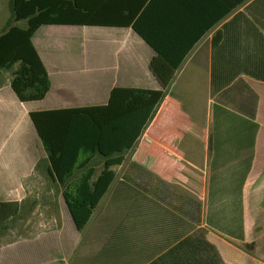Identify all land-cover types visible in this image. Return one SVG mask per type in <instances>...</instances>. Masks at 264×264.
I'll return each instance as SVG.
<instances>
[{
    "label": "crops",
    "instance_id": "0c3cea01",
    "mask_svg": "<svg viewBox=\"0 0 264 264\" xmlns=\"http://www.w3.org/2000/svg\"><path fill=\"white\" fill-rule=\"evenodd\" d=\"M141 11L152 46L131 27L40 26L31 38L49 80L40 100L20 101L1 72L0 202L21 210L40 183L59 217L0 244V264H264L246 247L264 226V0H147ZM152 60L180 62L78 230L63 192L95 181L104 158L78 152L61 184L30 113L55 112L46 124L59 147L89 121L69 109L104 105L115 87L162 89Z\"/></svg>",
    "mask_w": 264,
    "mask_h": 264
},
{
    "label": "trees",
    "instance_id": "16d2710c",
    "mask_svg": "<svg viewBox=\"0 0 264 264\" xmlns=\"http://www.w3.org/2000/svg\"><path fill=\"white\" fill-rule=\"evenodd\" d=\"M146 2L147 0H9V17L0 30V74L2 71H11V88L22 102L40 100L45 96L49 89L48 74L31 39L42 25L131 27L135 34L152 46L141 27V10ZM179 62L180 60L167 64L163 68L155 60L151 61L150 69L160 82V90L115 87L104 105L69 109L68 111L86 115L89 121L79 124L78 136L65 135V142L59 147L51 138L46 124L47 115L55 112L30 113L49 155L50 174H54L61 184L69 179L72 161L80 152L99 154L104 158L103 170L95 181L89 183V176L82 177L75 193L67 190L63 192L76 229L81 230L85 226L113 180L114 172L109 169L110 166L122 162L124 153L133 147L152 119ZM52 130H55L54 126ZM19 211L17 202H0V227L17 216Z\"/></svg>",
    "mask_w": 264,
    "mask_h": 264
},
{
    "label": "rangeland",
    "instance_id": "374dc122",
    "mask_svg": "<svg viewBox=\"0 0 264 264\" xmlns=\"http://www.w3.org/2000/svg\"><path fill=\"white\" fill-rule=\"evenodd\" d=\"M9 17V0H0V30L3 28L7 18ZM77 32V33H76ZM71 35H78L82 37L84 31L80 28L79 30H70ZM75 33V34H74ZM8 77L10 72H3V76ZM38 191H34L22 204L21 210L18 215L12 219L6 221L0 227V244L5 243L9 240L18 239L40 229L48 227V219L59 217V210L46 207V200L49 195L40 193V183H36ZM56 195H53V197ZM264 200V195L261 197ZM255 233L256 241L246 245V247L257 248L261 251V259L264 262V226L263 223L256 224L253 229ZM262 238V239H261Z\"/></svg>",
    "mask_w": 264,
    "mask_h": 264
}]
</instances>
